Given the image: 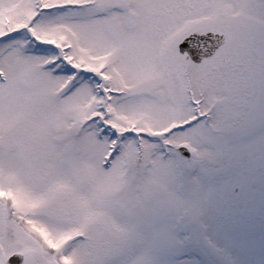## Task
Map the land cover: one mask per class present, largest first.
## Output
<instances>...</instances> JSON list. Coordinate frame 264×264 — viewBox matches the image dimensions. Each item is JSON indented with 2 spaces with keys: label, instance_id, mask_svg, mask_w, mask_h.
<instances>
[{
  "label": "snow or ice",
  "instance_id": "1",
  "mask_svg": "<svg viewBox=\"0 0 264 264\" xmlns=\"http://www.w3.org/2000/svg\"><path fill=\"white\" fill-rule=\"evenodd\" d=\"M0 264H264V0H0Z\"/></svg>",
  "mask_w": 264,
  "mask_h": 264
}]
</instances>
